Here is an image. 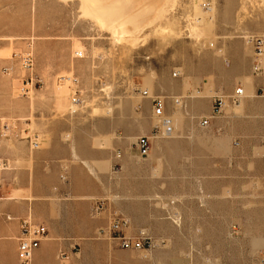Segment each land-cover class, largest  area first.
<instances>
[{
  "label": "rangeland",
  "instance_id": "obj_1",
  "mask_svg": "<svg viewBox=\"0 0 264 264\" xmlns=\"http://www.w3.org/2000/svg\"><path fill=\"white\" fill-rule=\"evenodd\" d=\"M227 1L0 0V92L12 87L15 96L24 95L31 107L29 118H21V126L12 121L15 126L11 122L9 125L13 129L5 131L2 125L6 120L0 123V132L4 133L0 141L13 138L28 141L34 149V122L39 117L105 118L123 124L120 149L107 140L93 141L95 149L110 151L113 158L116 151H121L122 159L113 168V177L118 173L117 196L113 199L104 195L92 200V205L103 201L106 211L109 205L114 207V202L131 220L128 232L146 230L152 238V247L142 251L120 249L100 234L105 220H94L92 217L99 214L90 212L94 233L90 238L75 241L74 249L68 252L70 264H259L264 238L254 236L264 222H181L174 218L164 221L165 210L169 208L162 203L165 189L164 166L159 159L162 148L155 149L156 156L151 151L149 156L142 157L136 146L140 136L167 137L162 134L153 137L159 121L150 118L153 98L165 99L167 80L204 81L207 85L194 87L191 93L194 97L208 94L201 93V89L213 88L220 58L227 61V54L217 46V38L213 36L220 20L219 8L226 7ZM254 1L257 2L253 7L264 17V0H241L242 7L247 10V3ZM65 30L70 32L65 45H46ZM247 49L253 51L254 59L253 48ZM28 51L35 57V73L45 78L43 90L31 86L28 92L23 90L25 73L20 62L13 63L12 59L14 54ZM79 52L83 57L76 55ZM4 62L12 63L11 73H3ZM174 72L180 76L174 77ZM63 76L77 78L78 85L60 82ZM243 82L244 78L235 79V90ZM76 91L80 92L77 96L80 101L74 104ZM144 91L149 92V97L143 95ZM232 94L218 95L227 101L225 108L230 107L228 98ZM248 95L245 92L244 98ZM45 104L53 106L48 114L41 108ZM29 122L33 125L27 126ZM37 142L41 145V140ZM0 182L4 183L3 172ZM262 186L239 189L237 204L248 200L254 208L258 201L264 200ZM0 196L4 197L3 191ZM84 217L80 212L81 220ZM255 218L259 220L260 214Z\"/></svg>",
  "mask_w": 264,
  "mask_h": 264
},
{
  "label": "crops",
  "instance_id": "obj_2",
  "mask_svg": "<svg viewBox=\"0 0 264 264\" xmlns=\"http://www.w3.org/2000/svg\"><path fill=\"white\" fill-rule=\"evenodd\" d=\"M255 2L247 3V10L241 0H228L226 7L219 8L220 20L213 36L217 38V46L227 54V61L220 58L213 88L200 90L208 94L191 95L194 87L207 85L198 78L189 82L166 81L165 113L172 119L173 129L167 137H151L148 154L153 151L156 156L155 149L162 148L159 153L164 166L162 203L169 208L165 210L164 221L174 218L181 222H264V200L258 201L254 208L251 201L236 202V192L241 188L263 185L264 190V97L258 95L264 88V76L253 73V51L247 49L248 36L264 35V17L253 7ZM68 34L66 30L59 32L46 45H65ZM11 65V62L2 63L5 68ZM41 77L43 90L46 81ZM237 78H244L237 87L242 86L249 95L239 106L230 104L220 115L213 116V99L221 92L234 93ZM0 95V123L6 120L15 126L12 122L15 121L21 126V118H29L31 113L27 98L16 97L12 87ZM174 98H184V106L176 107ZM41 108L46 114L53 110L52 104ZM150 118L153 119V104ZM204 118L210 120L207 127L201 125ZM32 125V122L27 124ZM34 127L35 140H41L37 149H32L28 141L14 138L0 141V158L9 164L3 173L4 197L0 199V264H18L20 223L25 219L48 230L35 251L33 264H59L61 250L68 253L77 239L93 235L92 200L107 194L114 199L118 192V173L113 177V168L121 164L122 153L116 151L113 158L110 151L95 149L93 141L107 140L120 149L122 123L105 118L39 117ZM17 133L21 134L18 130ZM112 203L113 208L109 205L108 210L92 218L105 220L103 228H106L111 214L120 212L129 221L124 233L135 235L128 232L129 216ZM80 212L85 216L83 220ZM257 213L259 220L255 218ZM257 232L255 238H264V227Z\"/></svg>",
  "mask_w": 264,
  "mask_h": 264
},
{
  "label": "built area",
  "instance_id": "obj_3",
  "mask_svg": "<svg viewBox=\"0 0 264 264\" xmlns=\"http://www.w3.org/2000/svg\"><path fill=\"white\" fill-rule=\"evenodd\" d=\"M206 7V5H204ZM247 43L253 48L255 56L253 59L252 70L255 75L264 74V35H252L248 36ZM78 57H83L81 52L76 54ZM19 59V61H18ZM13 63L20 62V65L25 73L23 78V84L26 86L23 90L28 92L30 89L28 86L35 89L42 88L44 86L43 78L35 73V57L32 51H28L25 54H14ZM12 64V63H11ZM13 66L4 67L3 73L9 74L13 71ZM179 75L178 72H174L173 76ZM60 82H71L74 85H78L77 78L60 77ZM80 92L76 91L72 100L74 104H77L80 100L77 97ZM143 95L149 97V92L144 91ZM245 89L242 86L236 88L234 94L229 96L230 103L233 105H240L241 100L244 98ZM259 96L264 97V88L258 93ZM184 98H174V104L176 107L184 106ZM153 117L159 121V125L154 131L153 137L162 134V136H169L172 133L173 121L165 113V99L161 97L153 98ZM227 106V101L223 97H215L213 99V116L220 115L224 108ZM210 120L204 118L201 121V125L204 127L209 126ZM5 131L13 129V126L9 124L2 125ZM0 132V135H3ZM36 139V138H34ZM34 149L39 147L37 140L32 143ZM136 146L142 157L148 156L151 149V137L140 136L137 139ZM117 157L120 158L121 154L118 153ZM9 169V164L6 160H0V173ZM2 191V183L0 182V192ZM0 199L2 197L0 196ZM106 208V204L103 201H97L92 212L94 214H100ZM21 234L18 237V264H33L35 251L40 247L41 242L47 237L48 230L45 226L36 224L30 219L21 220L20 223ZM129 227V221L120 212L114 211L111 214V222L108 227L100 230V234L107 237L109 241L116 244L120 249L126 251H142L152 247V238L146 230H139L135 235H126L124 229ZM259 264H264V251L258 255ZM59 264H70L69 254L66 251L61 250L59 253Z\"/></svg>",
  "mask_w": 264,
  "mask_h": 264
}]
</instances>
